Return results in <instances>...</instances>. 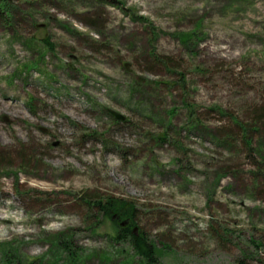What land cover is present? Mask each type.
<instances>
[{"label":"rangeland","instance_id":"1","mask_svg":"<svg viewBox=\"0 0 264 264\" xmlns=\"http://www.w3.org/2000/svg\"><path fill=\"white\" fill-rule=\"evenodd\" d=\"M79 1L0 14V264H145L98 199L157 264H264V153L228 117L264 104V0Z\"/></svg>","mask_w":264,"mask_h":264},{"label":"trees","instance_id":"2","mask_svg":"<svg viewBox=\"0 0 264 264\" xmlns=\"http://www.w3.org/2000/svg\"><path fill=\"white\" fill-rule=\"evenodd\" d=\"M1 1L2 2H0V14L2 16H6L7 18H10L12 13L14 12V8L11 7V5L8 3V0H1ZM77 2L79 3L80 1L77 0ZM194 33L180 37V41L182 42V44L190 45L192 43V40H194L193 39ZM163 60L165 61V59ZM163 60L157 59V62L162 66L166 67L167 63H165ZM136 87L137 86L135 84L132 85V91L134 93L138 92V89H136ZM182 103L183 106L186 107V109L190 112L188 116L189 129L191 131L199 130L201 124L199 123V119L196 116L195 107H188L189 103H187L186 101H183ZM144 108L146 111H148V107H144ZM218 114L221 117H226V114H224L221 111H219ZM228 117L229 119H231V121L234 122V124L237 127L240 128L241 136L240 135L239 136L242 138L243 143L248 149L249 154H253L254 152L264 153V148H260V149L253 148V142H252L253 136L256 135L259 138V140L262 141L259 142L258 145H264V104L252 112L250 118L251 121L250 125L244 126L243 124H238L235 118H233L232 116H228ZM214 134L215 136L217 135V141L223 143V145H227V142L226 140H224L223 135L229 139L230 136L228 134H219L216 132ZM159 140L164 141L165 138H159ZM252 167L254 168L255 165H252ZM93 207L95 209H98V211L101 212L104 218H109L114 224H117L120 220L125 219L128 224L127 226L125 225L122 228L121 226L119 227V234L117 235L115 241L127 242L128 245L133 250L134 254L137 255L140 259H142L145 262V264H157V257L155 255V248L153 247V245H151V243L148 242V239L145 237L144 234L140 232L138 233L133 232L134 227L137 226L136 210L133 205L113 199H98L97 201L93 202ZM113 218L116 219L113 220Z\"/></svg>","mask_w":264,"mask_h":264},{"label":"flooded vegetation","instance_id":"3","mask_svg":"<svg viewBox=\"0 0 264 264\" xmlns=\"http://www.w3.org/2000/svg\"><path fill=\"white\" fill-rule=\"evenodd\" d=\"M116 218H113V220H115ZM127 221H124L123 223L120 224L121 227H124L125 225L127 226ZM134 233H136V231H133Z\"/></svg>","mask_w":264,"mask_h":264}]
</instances>
